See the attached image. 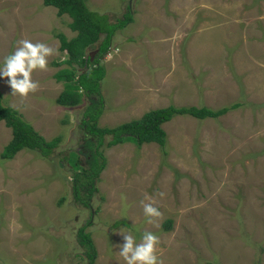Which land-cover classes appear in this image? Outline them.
Here are the masks:
<instances>
[{
    "label": "rangeland",
    "instance_id": "374dc122",
    "mask_svg": "<svg viewBox=\"0 0 264 264\" xmlns=\"http://www.w3.org/2000/svg\"><path fill=\"white\" fill-rule=\"evenodd\" d=\"M87 4L111 23L128 6L134 17L116 31L101 60L99 127L170 104L230 108L217 118L177 115L165 122L167 153L153 142L110 144L112 135L105 134L98 150L106 166L85 205L74 195L73 171L87 167L84 144L91 136L83 120L98 97L64 106L57 101L64 82L54 76L67 67L57 34L75 36L72 19L44 0H0V60L19 39L58 49L47 70L33 72L34 93L12 94L7 78L0 79L3 103L45 130L47 141L61 137L49 156L25 148L4 160L13 131L0 120V264H90L81 228L96 247L93 264H125L121 229L137 237L145 229L157 233L158 264H264V0ZM101 39L87 55H97ZM145 196L161 212L153 223L143 212Z\"/></svg>",
    "mask_w": 264,
    "mask_h": 264
},
{
    "label": "trees",
    "instance_id": "16d2710c",
    "mask_svg": "<svg viewBox=\"0 0 264 264\" xmlns=\"http://www.w3.org/2000/svg\"><path fill=\"white\" fill-rule=\"evenodd\" d=\"M44 3L56 7L60 16L68 14L72 19L69 26L77 32L72 38H67L63 32L57 34L61 42L60 48L67 51V58L63 61L67 67L61 68L55 73L56 79L64 82V88L57 97V101L64 106H77L83 103L85 97L92 99L93 96H97L99 101L95 102L92 99L85 112L88 119L83 120L85 131L91 136V139L85 138L86 143L84 144L88 148V153H86L87 167L82 173L73 171L74 195L85 205H89L88 198L96 191V180L106 166V158L98 150L105 134L112 135L110 144L131 141L141 146L144 143L156 142L161 146L162 151L167 153L168 133L163 127L165 122L172 120L177 115H190L199 119L217 118L229 110V106L214 109L206 106L170 104L150 109L141 117L122 122L114 127H99L96 121L104 105L101 81L106 75V69L101 60L109 51L116 31L133 21L131 7L128 6L123 19L118 23H111L108 21L107 15L91 10L87 0H44ZM100 39L101 43L97 55L94 58L87 55V47ZM56 64L59 65L60 63L56 62ZM87 66H89V70L79 72L78 67ZM3 97L4 95L0 90V120L5 121L6 125L12 128L13 138L4 147L1 154L2 159H12L17 152L25 148L38 150L43 156H49L52 151H49L50 145H56L61 137H56L50 142L47 141L18 109L3 103ZM239 105L240 103L237 102L232 107ZM95 159L100 163L96 162ZM78 165V162L74 163V167ZM81 190L86 192L85 198H82ZM171 223V219L165 223L166 229L171 227ZM79 235L80 242L88 248L89 262L93 264L97 251L91 234L84 232V229L81 228Z\"/></svg>",
    "mask_w": 264,
    "mask_h": 264
},
{
    "label": "clouds",
    "instance_id": "9594fccd",
    "mask_svg": "<svg viewBox=\"0 0 264 264\" xmlns=\"http://www.w3.org/2000/svg\"><path fill=\"white\" fill-rule=\"evenodd\" d=\"M15 45L13 50L0 60V79L7 78L6 83L11 87L12 94L26 97L39 87V82L33 79V72L47 70L48 58L58 54V49L43 41L33 42L29 39H19ZM107 58H111V53ZM141 205L148 223H153L152 218L161 215L156 201L151 196H145ZM119 233L123 235L124 242L119 246L118 252L125 264H158L160 256L156 251L159 239L157 233L148 229L141 232L138 237L123 229Z\"/></svg>",
    "mask_w": 264,
    "mask_h": 264
},
{
    "label": "crops",
    "instance_id": "0c3cea01",
    "mask_svg": "<svg viewBox=\"0 0 264 264\" xmlns=\"http://www.w3.org/2000/svg\"><path fill=\"white\" fill-rule=\"evenodd\" d=\"M54 76H55V74H54ZM38 129H39V128H38ZM45 132H46L45 130H44V131H41V133L44 134V135L46 134ZM22 150H23V149H22Z\"/></svg>",
    "mask_w": 264,
    "mask_h": 264
}]
</instances>
